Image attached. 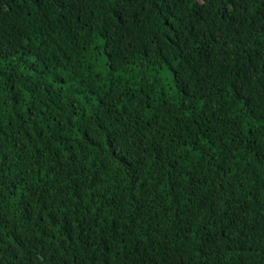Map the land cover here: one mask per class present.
Here are the masks:
<instances>
[{"label":"trees","instance_id":"trees-1","mask_svg":"<svg viewBox=\"0 0 264 264\" xmlns=\"http://www.w3.org/2000/svg\"><path fill=\"white\" fill-rule=\"evenodd\" d=\"M0 264H264V0H0Z\"/></svg>","mask_w":264,"mask_h":264},{"label":"snow or ice","instance_id":"snow-or-ice-1","mask_svg":"<svg viewBox=\"0 0 264 264\" xmlns=\"http://www.w3.org/2000/svg\"><path fill=\"white\" fill-rule=\"evenodd\" d=\"M189 3V6L191 7L193 4L196 5L197 10L201 8H207L208 3L210 0H187ZM232 3L233 5L235 4L236 0H223V6H228L229 3Z\"/></svg>","mask_w":264,"mask_h":264}]
</instances>
